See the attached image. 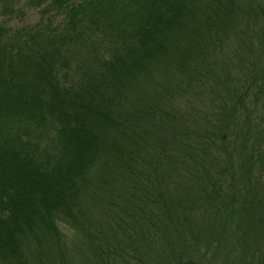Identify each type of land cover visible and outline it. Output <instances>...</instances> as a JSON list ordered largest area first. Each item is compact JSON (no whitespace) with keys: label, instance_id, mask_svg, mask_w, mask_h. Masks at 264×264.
<instances>
[{"label":"trees","instance_id":"1","mask_svg":"<svg viewBox=\"0 0 264 264\" xmlns=\"http://www.w3.org/2000/svg\"><path fill=\"white\" fill-rule=\"evenodd\" d=\"M0 1V264H197L264 180L263 0Z\"/></svg>","mask_w":264,"mask_h":264},{"label":"rangeland","instance_id":"2","mask_svg":"<svg viewBox=\"0 0 264 264\" xmlns=\"http://www.w3.org/2000/svg\"><path fill=\"white\" fill-rule=\"evenodd\" d=\"M3 2L7 3L5 5L8 6H13L14 8H19L21 10H23V13L26 14V16L22 19V20H18L17 18L11 21V25H22V24H33L37 21L38 16H37V12L35 9H31L28 6H24L25 2H27L28 0H2ZM264 3V0H263ZM3 3H1L0 1V22L3 20V15L1 14V6ZM22 7V8H21ZM60 18L57 19V21H59ZM245 57H247V54L244 55ZM238 143L233 144V150L237 147ZM231 151V150H230ZM233 152H230V157L233 156ZM223 161H225V159L220 160V162H217V164H214L213 166H217L218 168L221 169V165H223ZM238 165V164H237ZM236 165V166H237ZM215 168V167H214ZM237 171V170H236ZM235 188H234V192H233V197L237 199L239 206H242L243 209H245V211H243L241 214H239L238 218H239V223L236 224L235 222H229L228 225H223L220 224L219 222L217 224H215L214 222H212L213 220H211V218L209 217L210 215H213L211 211H206L208 212V216L207 214H204V219L205 218H209L211 220L208 228H203L202 229V233L201 237L199 236V238L204 242L203 244H201L198 247H194L192 242L189 241L187 248H186V254L192 256L194 259V261H198L196 262L197 264H245V262L243 260H234L233 258L230 259L232 261L226 260L224 256H227V249L228 247L230 248V246H228L224 252H221L223 250V246H225V244H219V243H214V242H208L211 241V239H213L214 241L216 240H221L222 238H228V235H233L235 237V241H234V245L232 247H234L235 245L238 244V246H235V249L232 248V250L238 251V252H242L241 250H244L242 253L245 254V257H249L251 255H253L256 250H260L261 252L264 250V246H262V248H258V247H249L250 243L252 244H258L259 242L264 240V180H260V182L262 184L259 183L258 188L255 192H257L256 195H254L253 189H252V184L250 182H248L247 184L250 186V191L243 193L244 191L242 190H237V186H238V180L235 177ZM232 203L230 200L228 199H224L223 201H221L222 205H225V209L227 211L228 214H230L229 210L232 209V206H229V204ZM238 207V205L235 206V209ZM235 211V210H234ZM236 213V212H235ZM234 213V215H235ZM218 214V213H217ZM248 215H250L252 218L250 219H246V220H242V218L247 217ZM234 217V216H233ZM193 221L199 225L202 224V219H201V214L199 216H195L192 218ZM192 231H189L188 236L191 234ZM177 241H179V238H175L172 237L170 239V242H174V244L177 243ZM209 245L206 247V249H203L207 243ZM242 242V243H240ZM227 244V243H226ZM175 251H177L178 248H174ZM257 251V252H260ZM234 252V253H235ZM234 256L236 257L237 254H234ZM165 258V257H164ZM198 258V259H195ZM167 259V258H165ZM249 259V258H248ZM249 262H253L250 261ZM152 264H158V259H154L152 261Z\"/></svg>","mask_w":264,"mask_h":264}]
</instances>
